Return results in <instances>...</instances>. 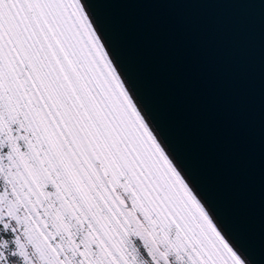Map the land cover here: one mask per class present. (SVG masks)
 <instances>
[{"label":"snow or ice","instance_id":"6c2138e0","mask_svg":"<svg viewBox=\"0 0 264 264\" xmlns=\"http://www.w3.org/2000/svg\"><path fill=\"white\" fill-rule=\"evenodd\" d=\"M92 0H0V264H246L142 114Z\"/></svg>","mask_w":264,"mask_h":264},{"label":"water","instance_id":"95a60500","mask_svg":"<svg viewBox=\"0 0 264 264\" xmlns=\"http://www.w3.org/2000/svg\"><path fill=\"white\" fill-rule=\"evenodd\" d=\"M150 128L246 264H264V0H92Z\"/></svg>","mask_w":264,"mask_h":264}]
</instances>
